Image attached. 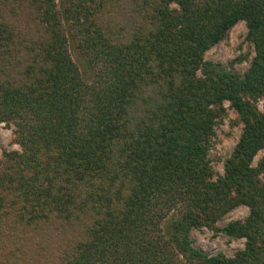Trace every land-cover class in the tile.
<instances>
[{
    "label": "trees",
    "instance_id": "trees-1",
    "mask_svg": "<svg viewBox=\"0 0 264 264\" xmlns=\"http://www.w3.org/2000/svg\"><path fill=\"white\" fill-rule=\"evenodd\" d=\"M3 1L0 120L30 154L44 140L62 157L17 188L0 183V264H264V158L249 166L264 146V0ZM238 20L255 55L241 78L208 74L202 54ZM222 99L241 129L223 178L208 182ZM231 189L249 213L222 231L244 249L191 247L189 230L213 222L206 203Z\"/></svg>",
    "mask_w": 264,
    "mask_h": 264
},
{
    "label": "rangeland",
    "instance_id": "rangeland-1",
    "mask_svg": "<svg viewBox=\"0 0 264 264\" xmlns=\"http://www.w3.org/2000/svg\"><path fill=\"white\" fill-rule=\"evenodd\" d=\"M54 6L57 9L67 6L65 0H53ZM85 5H89L90 0H83ZM15 3V1H13ZM5 1L0 0V19L2 17L1 11L5 8ZM170 8H176V5L171 2L168 4ZM59 24L60 28L67 29L71 24V18H67L59 12ZM246 26L242 20L236 21L226 32L224 38L219 42L211 45L202 54V62H204V68L208 71V74L213 73L214 69H222L225 72H231L238 78H241L244 71L248 67L251 58L255 55L252 43L246 38ZM70 56L73 62L77 64L78 68L81 65L80 59L74 52L70 50ZM203 66L199 67L202 68ZM199 69L196 71V75L203 78L204 74L200 73ZM80 70V69H79ZM205 70V71H206ZM85 78L84 74H82ZM214 77V75H213ZM89 79L85 82L89 83ZM262 98H257L254 102V106L258 111L261 109ZM212 105H210L211 107ZM214 107V106H213ZM214 110H219L218 116L213 118L210 125V133L207 134V147L205 148V155L201 162L205 163L208 182H216L224 176V166L227 160L233 152L236 141L238 140L241 124L236 118L234 109L231 107L227 99H222L218 105L214 107ZM40 142L32 154L28 150H25L16 137L14 125L10 121L0 120V183L7 185L8 187L17 188L21 174L26 170L43 173L45 170L39 169V165L43 161H47L49 158L58 160V157L62 155L58 154L57 150L51 151L49 147ZM44 143V144H43ZM43 144V145H41ZM264 158V146L259 148L252 156L249 166L255 167L259 160ZM50 173H55L51 172ZM48 174V172H45ZM44 175V174H43ZM258 181L264 182V171L258 173ZM26 185L28 182L26 180ZM20 190H23L21 188ZM20 190H13L10 194H19ZM210 192V191H209ZM229 194H225V197L221 199L218 196L217 201L213 203H206L204 211L211 213L208 216L213 218L211 226H206L205 222L201 223V226L191 228L188 232L189 245L197 248L206 254H214L220 252L226 257H233L236 252L242 251L245 247V237L238 236L233 232L229 235H225L222 228L231 222H243L248 216L249 209L246 204L239 203L237 200V194H234L232 189L228 190ZM220 194V193H219ZM234 197V199H232ZM230 200V201H229ZM217 215L215 217L214 215ZM202 217H206L203 214ZM160 221L159 229L163 226V222ZM212 227V228H211ZM162 228L160 232L162 234ZM159 232V233H160ZM156 233H154L155 235ZM260 254H264V248H261ZM179 264H184L181 258L178 256ZM264 259V255H262Z\"/></svg>",
    "mask_w": 264,
    "mask_h": 264
}]
</instances>
